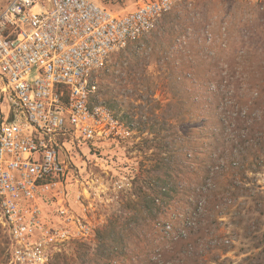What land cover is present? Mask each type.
I'll use <instances>...</instances> for the list:
<instances>
[{"label":"rangeland","instance_id":"obj_1","mask_svg":"<svg viewBox=\"0 0 264 264\" xmlns=\"http://www.w3.org/2000/svg\"><path fill=\"white\" fill-rule=\"evenodd\" d=\"M94 1L114 13L132 10L138 2ZM259 47H264V0H181L151 33L110 57L98 74L96 102L111 109L130 133L92 142L61 137L70 205L89 233L51 250L48 264H98L97 231L118 215L124 220L134 212L128 203L142 201L147 168L155 158L179 160L185 147L191 153L186 166L180 173L173 168V179L182 188L176 197L180 200L169 211L162 207L156 218L171 224L170 236L180 229L184 235L173 244L161 242L160 234L148 250L147 243L139 249L133 233H144L140 224L125 231L126 250L130 255L141 250L143 259L151 257L157 264H264V83L253 84L260 90H252L234 79L232 88L239 97L231 98L222 86L224 96L215 98V84L209 81L216 69H223L222 76L229 67L243 69L232 56ZM215 56H224L220 59L230 65L221 61L217 66ZM255 90L260 91L258 101L250 98ZM167 141L170 148L164 145ZM206 152L218 166L213 175L202 171L210 163ZM189 203L203 232L176 222ZM9 243L0 227V264H11ZM85 248L89 256H79ZM134 261L135 256L120 264Z\"/></svg>","mask_w":264,"mask_h":264},{"label":"built area","instance_id":"obj_2","mask_svg":"<svg viewBox=\"0 0 264 264\" xmlns=\"http://www.w3.org/2000/svg\"><path fill=\"white\" fill-rule=\"evenodd\" d=\"M137 1L114 13L94 0H0V227L11 264H48L89 233L70 205L61 137L130 133L96 102L98 74L181 0Z\"/></svg>","mask_w":264,"mask_h":264},{"label":"trees","instance_id":"obj_3","mask_svg":"<svg viewBox=\"0 0 264 264\" xmlns=\"http://www.w3.org/2000/svg\"><path fill=\"white\" fill-rule=\"evenodd\" d=\"M178 15V13L176 14ZM180 17V15H178ZM154 35L159 36L160 31L155 32ZM132 45V42L125 48L129 49ZM264 47H259L255 49L254 52L250 51L249 53L241 54V55H235L232 56L233 60L236 63V60L239 59L240 64L242 63L243 69H235L232 67H229L225 74L226 76H222V70L216 69L215 71H211L209 75V81L213 82L215 84V90L212 91V94L215 96V98H219L220 96H224L223 94H220V87L225 86L228 87V92L231 95V98H238L239 95L235 93L236 90L232 88L234 86V79L236 81L242 82L241 85L246 84L249 89L258 88V86H262L264 83V51L262 50ZM218 61L217 66L220 64V62H225L227 65H230L228 60L220 59L225 58L224 56H220L219 58L215 56ZM214 58V59H215ZM191 64V61L188 63H184L185 67H188ZM213 64V63H212ZM199 73H202V69L199 66L198 67ZM198 71L196 73H198ZM261 80V83L259 81ZM254 81V82H252ZM252 82V83H251ZM236 83V82H235ZM258 84L257 87H252L253 84ZM217 85V86H216ZM239 89V88H238ZM260 90V89H259ZM259 90H255L254 93H252L250 98H255L256 101L259 99ZM245 96V95H242ZM212 102L207 103L208 106H210ZM252 110V109H251ZM186 114V113H185ZM208 126V125H207ZM209 128V127H207ZM186 130H193V127H187ZM200 139V138H199ZM199 139H197V147L195 146L192 150L196 154V151L199 150ZM185 144L186 141L184 140ZM164 145L167 148H170L172 145L171 141L164 142ZM182 148V147H181ZM181 154L184 155L182 158L179 157L178 159L172 158V156H159L155 158V163L147 168V191H144V189H141V196L142 201H131L128 203V207L134 212H132L130 215H126L122 220L123 215H118L116 218L111 220L109 224L97 231V237L99 239V253L96 254V259L98 264H120L123 260L124 263L129 261L132 257H136V261H134V264H157L156 261L151 259V257L142 258V252L141 250H137L134 253H131L133 255H130L128 250H126V239L125 231L128 229L129 231H132L134 229H137L140 224H144L143 232H134V238L138 242L137 247L140 249V246L144 243H147V250L150 246L151 241H153L155 238L159 239L158 237L161 234V242L168 241L169 243H176V238L178 236H183V230L180 229L178 235L170 236L171 232H173L172 226L168 221H165L164 223H161V221H158L157 213L162 208L165 207L166 211H169L170 209H173V203L180 200L176 199V197L179 195L182 188L180 187V183L173 179V168L176 167L179 170V173L183 171V168L186 163V157L187 154H191L187 147L185 149L182 148ZM171 152V150H170ZM173 153L171 152V155ZM204 153L206 155V160H208L209 154ZM174 156V154H173ZM197 156V155H196ZM204 158L202 161H206ZM209 165L207 167L204 166V168L207 169H201L203 172L206 171L208 175H213L216 173V170L218 169V166L213 163V161L210 159ZM210 168V169H208ZM207 175V176H208ZM209 177V176H208ZM199 190V188H197ZM193 191V189H192ZM195 191V189H194ZM182 192V191H181ZM196 195V194H195ZM172 200V201H171ZM197 206V205H196ZM205 208H207L205 206ZM176 209V207H175ZM192 209V210H191ZM174 214V211H173ZM194 214L195 211L193 210V203L188 204V209L185 211L184 215H180L176 222L177 224L183 225L184 228H188L190 231L197 229V232H203V229L198 228V223L201 222V219L198 220V222L194 221ZM134 224V228L132 229L130 226L131 224ZM166 227H169L167 229ZM130 228V229H129ZM175 229V225L173 227ZM178 229V228H177ZM175 232V231H174ZM169 233V235H167ZM83 255L84 257H88L89 251L87 248H85L83 251L78 252V255ZM146 257V255L144 254ZM86 260V258H85ZM170 260H166L165 263L169 262Z\"/></svg>","mask_w":264,"mask_h":264}]
</instances>
